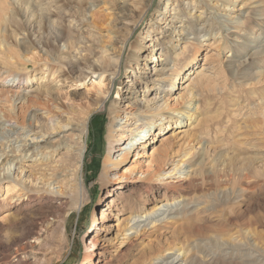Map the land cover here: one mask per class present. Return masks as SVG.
<instances>
[{"label": "bare ground", "instance_id": "6f19581e", "mask_svg": "<svg viewBox=\"0 0 264 264\" xmlns=\"http://www.w3.org/2000/svg\"><path fill=\"white\" fill-rule=\"evenodd\" d=\"M42 1L47 3L43 5ZM138 1L139 12H132L136 18L132 26L125 27L120 37L114 35L117 32L103 37L82 31L88 23L92 28L101 23L93 12L99 0H0L1 81L10 87L36 82L30 91L5 95V111L12 118L9 125L0 111V245L13 248L3 264H50L68 250L67 217L71 211L81 212L91 199L82 175L89 124L94 113L103 111L110 118L108 152L97 178L104 194L98 203L99 216L92 211V231L86 233H92L85 254L88 264L106 254L117 255L124 247L132 249L151 235L159 242L160 254L145 262L152 244H143L139 252L144 264H264L261 249L248 236L245 241L235 237L202 244L183 240L180 246L175 245L182 239V231L195 228L192 221L198 216L219 213L220 203L225 202L240 209L243 195L256 186L254 160L236 148L232 155H224L228 124L219 132L215 128L223 120L228 121L237 103L226 101L232 96L207 77L203 66L186 70V75L184 71L207 43L216 50L229 51L241 45L239 40L244 48L254 43L255 30H264V0L163 1L155 22L146 28V36L154 44L142 62L139 52L143 46L133 35L148 16L153 0ZM102 2L108 3L113 15L126 18L128 0ZM251 5V22L245 26L241 9ZM16 12L22 13L26 23L16 20ZM7 21L13 23L9 30L3 26ZM108 25L115 26L114 19ZM162 25L168 28L163 30ZM230 28L235 31L233 41L225 30ZM159 31L164 36L155 38ZM179 42L182 46L177 50L174 44ZM255 48L258 51L247 62L240 63L233 55L225 58L226 69L232 79L239 81V87L264 84V41ZM34 52L45 63L28 71L24 64L30 62ZM147 61L153 64L148 75L144 72ZM251 67L257 71L249 77L246 71ZM183 72L187 84L180 96L171 99ZM89 77L98 81L95 93L86 97L87 104L62 100L61 89L84 85ZM124 78H131V83L123 86ZM136 84L142 90L135 91ZM121 87L126 89L120 94L126 100L123 102L112 97ZM29 95L35 100L32 111L25 109H29ZM217 99L219 104L215 103ZM172 101L185 104V110H172ZM194 101L196 107L190 113ZM124 102L126 107L122 109L120 104ZM18 103H22L20 114H24L21 125L16 122ZM195 113L200 117L198 135L192 131L183 135H188L187 146L182 144L173 153L179 158L175 161L170 141L184 132L183 126ZM251 117L247 115L244 124L251 122ZM172 122L176 133L164 135L152 149L145 170L133 163L119 173L134 156H140L139 149ZM259 160L264 162V158ZM167 164L169 167L163 169ZM228 171L233 175H226ZM112 210L120 212L115 219ZM46 226L56 231V241L44 236ZM161 238L164 242L172 239L171 247L160 246Z\"/></svg>", "mask_w": 264, "mask_h": 264}, {"label": "rangeland", "instance_id": "374dc122", "mask_svg": "<svg viewBox=\"0 0 264 264\" xmlns=\"http://www.w3.org/2000/svg\"><path fill=\"white\" fill-rule=\"evenodd\" d=\"M163 1L165 0H153L148 16L146 17L145 21L141 23V26L138 28V30H136V32L133 35L135 39L139 38L141 45L143 46V48L139 52L140 54L139 60H141L140 62H142L145 54L150 53V51L152 50L151 45L154 44V40H152L151 42V38L146 36V28L155 22L154 20L157 16V12H156L157 8L161 5ZM32 2L37 3L38 0H32ZM99 2L100 4L93 12H95V15H97V17H99L101 23L96 25L94 28L91 27L90 23H88V27H82V31L86 33V35L87 34L94 36L101 35L103 37H106L107 34L110 32H117L114 35L118 34L119 36V34L121 33L124 34L123 30L125 29V27L130 28L133 22L136 21V18H134L135 16H132V12L133 13L139 12L138 6H136L137 3L139 2L138 0L135 1L128 0L129 7L125 12L126 14L125 19H122L121 17H117L115 14L113 15V10L109 9V5H107L108 3L106 4L102 2V0H99ZM45 3H47V1H42L43 5H45ZM240 6H241V2H239L238 8ZM253 7L254 5H251L247 8L241 9V13L243 12L242 13L243 16L241 19L244 22L245 26L249 25L251 22ZM235 14H232V16H234ZM15 15H16V20L19 23L21 24L26 23L25 21H27V19L22 18V13L16 12ZM113 19L115 26H109L108 22H111ZM28 21L30 22L29 18ZM3 26L8 28L9 30L11 26H13V23L7 21ZM167 28L168 27L165 25L161 26V29L163 30L164 29L166 30ZM225 30L230 34L229 39L232 41L235 40L234 37L231 36L232 33L235 32L234 29L230 28ZM154 35L155 38L164 36L163 34H161V31L156 32ZM255 37L256 39L254 40V43H250V44L248 43L247 47L245 48L244 46H242V41L239 40L238 42H240L241 45L234 46L231 51H229L228 49L223 50V48H219L216 50V48H214V45L207 43L198 51L193 63H191L185 68L184 72L186 75L188 74L186 70L195 69L199 66H203V68L206 69L207 77L210 78L212 81L218 83V86L220 85L219 87L224 88L226 94L228 93L229 96H232V97H228L226 101H233L238 104V105L236 104L235 109L232 110L233 116L232 114H230L231 116L229 115L228 121L227 119H225L223 120L225 121L224 123L215 127L217 128L216 132H219L220 130L223 129L224 126H226V124H228L227 127L229 133V140L227 142V149L226 151H224L225 154L224 153L223 154L232 155V152L236 148L238 152L243 154L245 157H249L254 160L255 163L254 166L256 167L255 169L257 171V174L256 177H254L256 181V186L253 189H250V191L248 190L243 195L240 209H238L236 205H233L229 202H225V203H220L218 209H220L221 211L219 213H215L211 215L212 217L205 215L198 216L199 218H196V220L194 219V221H192V223L196 225L194 229H192L191 231L184 230L182 231V233H180L179 236L182 239L176 241L175 243V245H177L176 247L180 246L179 243L180 241L183 240L188 241L187 243L196 241L202 244L207 242L208 240H214V239L229 240L230 238H235V237H239L243 241H245V237L248 236L249 238L253 239L255 243L258 244V247L261 249L259 253L261 254V260L264 261V162L259 160L261 158H264V84H262L257 88L239 87L238 86L239 81L231 78L229 72L226 69V64H225L226 63L225 58L231 55L235 56L237 59L236 61L238 62L240 61V63L244 62L245 60H246L245 62H247V60H249V56L251 54H254V52L256 53L258 51L255 48V46L257 44H261V42L264 41V30L260 31L257 28L255 30ZM102 39L103 41H107V38H102ZM174 46L176 47L177 50H179L182 45L181 42H179V43H175ZM192 51L193 49L189 46L188 52L192 54ZM186 58L187 57H185V59ZM185 59H181V60L184 61ZM29 60L30 62L28 64H24V66L28 67L27 68L28 71L41 68L45 63L43 58H41L39 54L35 52H34V56H30ZM146 63L147 66L144 72L146 73V75H148L153 64L150 63V61H147ZM255 67H251L247 69L246 74H248L249 77L255 75L257 71ZM184 72L181 73V76L178 78L177 84L179 83V85H177L178 86L176 88L177 90H175V92H172V97L169 98L172 99L176 96L178 97L182 93V88L187 84V82H185V77H182L184 76ZM130 80L131 78H124L123 86L126 83H131ZM97 81L98 78L94 79L93 77H89L87 78L84 85H80L77 87L75 86L69 87L68 89H61L60 96L64 102L73 99L76 103L83 102L87 104L86 97L95 93L94 87L96 86L95 83ZM103 83L107 84V81H103ZM31 85H36V82H33L29 85L10 87L8 86V84L5 85L0 78V111H3L4 117L7 120L6 122L12 120V118L10 119L7 116V113L5 111V108L8 105L7 102L5 101L6 100L5 95L7 94V92H9V95L15 93L27 92L32 89L30 88ZM122 87L121 89H119L118 95H115V92H113L112 95L113 98H115L116 100H121V102L126 101L121 99L120 96V94L124 93L126 90ZM134 90L138 91L142 89H140L139 85L136 84L134 85ZM235 93L237 94V97ZM28 97H29L28 99L30 100L29 109L27 108L25 109L26 111H30V110L32 111L35 107V103L33 102L35 100L32 95L31 96L29 95ZM219 100L220 99L215 100V103ZM217 104H219V102H217ZM21 105L22 103L16 104V111L17 113H19V117L16 119L18 125H21L22 116H24V114H20ZM120 107L124 109L126 107V103L125 102L121 103ZM195 107L196 104L194 101L192 102L190 113H193ZM132 108L133 107L128 108L127 111H130ZM170 108L172 110H178L179 112L182 113L185 110V104H183L182 102H180L179 104H174V102L172 101V103L170 102ZM256 110H258L257 114L255 113L254 115H250L252 111L256 112ZM247 115H249V118L250 116H253L251 117L252 121L251 120H250L251 122L247 121L244 124L245 122L244 119ZM199 118L200 117L198 116V114L196 113L193 114L191 122L187 121L186 124L187 126H183L181 131L184 132L172 137V141H170V144L172 145L171 146L172 151L170 153L172 154L171 156H173L172 158L175 161H178L179 158L177 156H174L173 153L179 150L182 144H184L185 148L187 146L185 142L188 141V135L185 136L183 135L187 134L188 132H189L188 134H190L191 131L192 133L194 132V134L198 135V132L200 130L198 126ZM109 120H110L109 116L104 111L94 113L91 118V122L89 124V129H88V136L86 139L87 150L85 153V160L82 169L83 180L87 190L89 191V194L91 195V199L85 205V207L82 209L81 212L71 211L69 213L66 222L69 248L66 252H64L61 258L54 260L50 264H88L85 260V254L88 249L90 237L92 236V233L89 236H86V233L88 231L89 232L92 231V227H91L92 211L96 210L97 217L99 216L98 212L100 211V206H98V203L100 201V198L104 194V189L101 187L97 178L101 171L103 160L105 159L108 152V144H107L106 136L108 132V126L110 123ZM189 123L191 124L189 125ZM6 124L9 125L10 123L8 122ZM244 125L245 126L247 125V127H244ZM237 126L239 127L242 126L244 128L240 127L239 130ZM174 127L175 124L172 122V124L170 126H167L165 130L156 134L155 140L149 141L144 149L138 150L140 156L138 157L134 156L132 160L128 161L124 165V167L119 173H122L126 168L127 169L130 168L133 163L134 164L137 163L140 168L145 170L152 149L156 148L159 145L160 140L163 139L164 135L167 134L168 136V135H172L173 133H176ZM218 127L220 128L218 129ZM173 140L174 143H171L173 142ZM233 144L235 145L233 146ZM196 147H198V145H196ZM116 155L117 154H114V157ZM168 167L169 164L164 166L163 169L166 170ZM232 172L233 171H228L226 175L229 176L233 175ZM160 193L162 194V191L159 192L158 195H161ZM203 200L205 201V199ZM119 213L116 212V210H112L111 212L112 219H115L116 216L119 215ZM111 220H108V222H110ZM196 230L198 231V233L196 232ZM43 234L44 236L49 238L51 242L56 241L55 238L57 236V233L56 231H54L52 226L44 227ZM83 236H84V242H82ZM154 239H155V235H151L150 237L145 238L143 240V243L141 241H138L133 246L132 249L127 250L126 247H124L120 250V252L117 255L106 254L104 257H102L99 260L95 259L94 264H144V256L142 255V253L139 252V250L143 247V244H149V245L152 244L151 250L146 251L145 259L147 260H145V262L148 261L150 258H152L154 255L156 256L160 254L159 253L160 250L158 248L159 242L155 241ZM161 240H160V246L161 244H163L162 246L165 248H170L171 245L173 244V242L171 241L172 239H170L169 242H164L162 238ZM12 249L13 248H10V246H6L5 244L0 245V264H3V258L7 256L10 250Z\"/></svg>", "mask_w": 264, "mask_h": 264}]
</instances>
